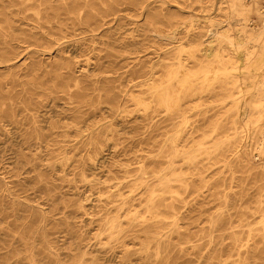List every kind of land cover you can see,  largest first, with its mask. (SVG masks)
Here are the masks:
<instances>
[{
  "label": "rangeland",
  "instance_id": "obj_1",
  "mask_svg": "<svg viewBox=\"0 0 264 264\" xmlns=\"http://www.w3.org/2000/svg\"><path fill=\"white\" fill-rule=\"evenodd\" d=\"M110 24L91 37L68 23L59 51L0 66V264H264V169L243 161L245 136L222 143L211 160L202 154L188 165L182 157L198 154L200 141L212 147L233 137L238 78L221 69L231 71L234 59L203 71L207 79L195 83L212 85L202 97L187 96L171 113L146 109L137 99L147 100L149 86L138 76L151 62L154 82L166 80L174 49L166 53L170 45L146 24ZM200 26L176 35L186 73L200 59L191 51ZM177 131L175 167L189 188L167 198L174 214L163 209L149 220L141 179L166 167ZM113 216L119 226L110 238ZM230 217L234 227H221Z\"/></svg>",
  "mask_w": 264,
  "mask_h": 264
},
{
  "label": "bare ground",
  "instance_id": "obj_2",
  "mask_svg": "<svg viewBox=\"0 0 264 264\" xmlns=\"http://www.w3.org/2000/svg\"><path fill=\"white\" fill-rule=\"evenodd\" d=\"M126 20L150 26L149 33L153 39L170 45L166 53L170 49L175 52L171 65L175 71L166 80L154 82V64L151 62L147 70L138 76V80L149 86L147 100L137 99L138 104L146 109L154 104V107L171 113L179 110L180 103L187 96L202 97V93L212 85L195 83L201 77L207 79L203 71L208 70L212 63L226 64V61L234 59L236 65L231 71L226 67L221 69L223 77L235 76L239 80L235 81L237 97L231 100L230 108L237 113V121L231 124L233 137L212 147H204V141L198 142V154L182 156L187 164L192 165L202 154L211 160L212 152L219 150L222 143L244 135L246 147L242 153L243 161L264 169V122H261L264 119V0H0V66H13L17 62L15 58L22 54L51 56L54 50L59 51L67 32L63 26L68 23L81 27L84 35L94 37L103 26ZM186 25H190L192 30H200L202 25V37L191 50L197 52L200 59L191 74L184 72L187 68L181 56L184 51L182 44L176 45L177 32L180 28L185 29ZM12 44L20 49L17 55H10ZM213 74L214 78H218L216 72ZM242 76L246 77L241 79ZM191 88L198 90L191 92ZM118 108L121 110L122 106ZM155 111L153 109V113ZM154 115L150 117L151 123H154ZM180 133L177 131L176 137L169 140L173 147L166 167L153 172L152 179H141L147 194L140 206L149 220L160 218L163 209L174 214L176 207L167 203V198L178 194L179 187L189 188L186 173L176 168L174 162L183 152L176 147ZM195 190L200 191L198 187ZM257 202V211H261L264 221V210H261L263 194L258 195ZM81 203L79 207L83 208ZM127 204L126 199H122L119 208ZM115 217L106 220V226H110L107 231L110 238L119 226L118 217ZM131 217L138 220L140 215L134 212ZM219 223L226 229L234 227L231 217L225 222L219 219ZM259 232L258 240L264 242V228Z\"/></svg>",
  "mask_w": 264,
  "mask_h": 264
}]
</instances>
